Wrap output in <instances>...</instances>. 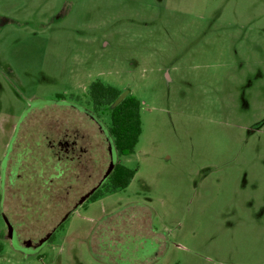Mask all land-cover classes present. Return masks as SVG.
Here are the masks:
<instances>
[{
    "label": "rangeland",
    "instance_id": "1",
    "mask_svg": "<svg viewBox=\"0 0 264 264\" xmlns=\"http://www.w3.org/2000/svg\"><path fill=\"white\" fill-rule=\"evenodd\" d=\"M96 81L120 93L97 110L106 129L121 100L140 104L134 153L114 165L136 174L58 227L112 162L69 107L91 110ZM47 131L87 153L44 180L53 200L23 189L28 215L7 213L23 239L52 230L39 250H16L0 217V264H264V0H0V177L17 135ZM136 239L156 247L132 250ZM122 242L126 260L104 251Z\"/></svg>",
    "mask_w": 264,
    "mask_h": 264
},
{
    "label": "flooded vegetation",
    "instance_id": "2",
    "mask_svg": "<svg viewBox=\"0 0 264 264\" xmlns=\"http://www.w3.org/2000/svg\"><path fill=\"white\" fill-rule=\"evenodd\" d=\"M69 107L77 110L79 113L85 115L89 120L95 123L99 128V130L101 131V133L103 134V136L105 137L102 129L100 128L99 124L96 121V120H100V118H99V114L97 113V109H95L93 103L91 110H87L85 108L84 110L92 113L96 118V120H94V117H92L91 115L87 114L85 111L80 110L75 106H69ZM41 135L42 136L39 137V140L37 142H34V138H32V140L31 138L26 140L22 136L18 137L17 135L15 137L16 141L13 142V145L9 146L4 156L2 162V174L0 177V217L4 221L7 230L6 231L7 237L10 240L11 245L14 247V244L9 236V227H8V221H9V223L12 225L15 231L17 240L22 247L26 246L25 245L26 242L32 243L31 247L28 248V250H33V247L37 246L40 243V241L46 238V236L48 235H50L48 240L53 238L54 234L52 233V230L50 233L46 234L45 237L39 239L36 243L30 239H23L21 238L20 235L29 233V231H27V229H29L28 225L22 223L23 222L22 220L21 222L19 221L17 223H13L9 219L7 213H11L15 218H21L23 216L25 217L26 215H28L29 211L27 210L31 209L28 203L27 204L24 203L25 208L22 207L23 209H25L26 212L25 214L20 212V210L18 209L19 201L21 202L19 197L21 192L22 193L24 192L23 189H26L27 192L31 193L30 190L32 188L38 187L39 188L38 194L41 197L40 198L41 200L44 198L45 200L43 201H49L47 199L53 200L54 198L53 195L52 196L50 195L51 194L50 191L51 189H53L52 185L50 184L51 182L44 180L48 176L59 177L58 179L60 180L63 179L65 171L61 169L59 164L62 163L63 161L64 164L70 161L81 162L80 158L87 153V149H85L82 145H80L79 140L76 139L77 136L76 135L72 136L68 131L58 132V134L56 135L54 132L49 134V132L47 131L45 134H41ZM45 160H47L46 166H44ZM56 160H57V164L55 165ZM38 161L41 163L38 164ZM55 171H57L56 175H54ZM105 174L106 171L102 175L100 181L97 182L94 186H92L84 194L86 195L87 193L91 192L94 188H97L95 193H93L88 200L93 199V197L98 192H105V186L108 184L109 178L111 176V175L109 176V178L106 180L105 183L99 186ZM39 180H41L40 185L38 183ZM25 198L30 200L28 196ZM7 203L9 204V207H7ZM12 203L14 205H12ZM31 215L33 216V214ZM63 222L64 221L62 219L57 226L58 227L61 226ZM23 229H25V231H22ZM150 247H152V249L154 250V247H156V245L154 243L145 242L137 251L139 252L141 251L143 253L150 252L148 249Z\"/></svg>",
    "mask_w": 264,
    "mask_h": 264
},
{
    "label": "trees",
    "instance_id": "3",
    "mask_svg": "<svg viewBox=\"0 0 264 264\" xmlns=\"http://www.w3.org/2000/svg\"><path fill=\"white\" fill-rule=\"evenodd\" d=\"M120 97V93L109 86H104L99 81L92 84L90 89V99L95 109L112 106ZM139 102L132 96H127L119 104L114 106L111 111V126L109 128L110 136L113 139L115 149L120 156H129L134 153L141 134V123L139 116ZM136 174L131 170L117 163L108 184L105 186V192H98L93 199H96L104 193L116 192L117 190L126 189ZM132 245L120 244L119 248L109 250L115 253L118 259L128 258L126 250ZM132 250H135L134 248ZM111 259L114 257H110ZM105 259V258H104ZM109 261V259H106ZM105 260V261H106ZM122 263V262H120Z\"/></svg>",
    "mask_w": 264,
    "mask_h": 264
},
{
    "label": "water",
    "instance_id": "4",
    "mask_svg": "<svg viewBox=\"0 0 264 264\" xmlns=\"http://www.w3.org/2000/svg\"><path fill=\"white\" fill-rule=\"evenodd\" d=\"M51 103V102H49ZM60 103V102H59ZM58 103V104H59ZM57 104V105H58ZM45 103L43 102H35L31 105V107H42L44 106ZM59 105H63V104H59ZM75 106V105H74ZM77 108H79L80 110H83L85 111L87 114L91 115L92 117H94V115L92 113H90L89 111H86L84 110V108L82 107H79V106H75ZM94 120H96V118L94 117ZM97 123L99 124L100 128L102 129L105 137H106V141L108 143V150H109V154H110V161L112 159V162H110V167L108 168V171L106 172L105 176L103 177V180L101 181L100 185L101 186L103 183L106 182V180L109 178V176L111 175V173L113 172V169H114V165L116 163V156H117V151L115 149V145H114V142H113V139L112 137L110 136L108 130L104 127V125L100 122V120H96ZM5 165V164H4ZM97 188H94L91 192L87 193L86 195L82 196L80 198V200L77 202V204L74 206V208L72 210H70L66 215L65 217L63 218V221H65L66 219H68L78 208H80L88 199L89 197L95 193ZM8 227H9V236L14 244V247L16 249H19V250H24V251H27L28 248L31 247L32 243L31 242H26V246L25 247H22L18 240H17V237H16V234H15V231L12 227V225L9 223L8 221ZM50 235L46 236V238H44L43 240L40 241V243L37 245V246H34L33 247V250L37 251L39 250L42 246H44V244L47 242V240L49 239Z\"/></svg>",
    "mask_w": 264,
    "mask_h": 264
},
{
    "label": "crops",
    "instance_id": "5",
    "mask_svg": "<svg viewBox=\"0 0 264 264\" xmlns=\"http://www.w3.org/2000/svg\"><path fill=\"white\" fill-rule=\"evenodd\" d=\"M130 208V207H129ZM126 209H128V207H126ZM113 215V214H112ZM109 216L108 217V219H102L101 220V222L96 226V230H95V233H96V231L97 230H100L101 229V225H102V223H104V222H106V220H111L112 219V217L113 216ZM104 221V222H103ZM104 225V224H103ZM94 233V232H93ZM148 238V237H147ZM145 239H146V237H145ZM110 240V239H109ZM122 243H125V242H122ZM134 244H135V246H136V249L135 250H139V248L144 244V243H142L141 242V240H134V242H133ZM155 245H156V243H154ZM100 249V248H99ZM112 249H115V248H112ZM112 249H109V247H107V246H104V251H108L109 252V250H112ZM113 257V256H112ZM127 259V257H125L124 259H121L120 261H122V260H126Z\"/></svg>",
    "mask_w": 264,
    "mask_h": 264
}]
</instances>
